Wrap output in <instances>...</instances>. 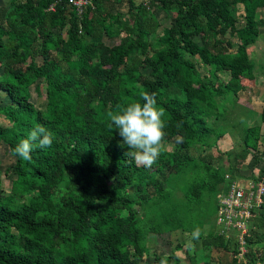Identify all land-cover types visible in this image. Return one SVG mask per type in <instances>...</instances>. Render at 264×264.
Returning <instances> with one entry per match:
<instances>
[{
    "label": "trees",
    "instance_id": "obj_1",
    "mask_svg": "<svg viewBox=\"0 0 264 264\" xmlns=\"http://www.w3.org/2000/svg\"><path fill=\"white\" fill-rule=\"evenodd\" d=\"M68 1L21 0L2 13L0 93L9 103L0 107V113L10 126H0V143L14 158L5 169L14 177L8 193L0 197V264H91L89 253L94 264H138L147 254L149 235L196 229L203 248L230 256L234 243L217 236L213 227L203 236L201 230L214 217L216 195L235 178L230 174L234 167H213L188 150L215 146L226 132L224 126L215 125L225 113L224 102L234 103L242 80H253V63L244 46L257 38L258 26L264 25V16L256 19L257 10H264V0L129 2L127 13L139 38L156 30L151 6L174 11L152 53L142 60L149 70L144 77L128 67L117 71L126 48L123 39L109 49L108 69L90 72L81 66L78 74L59 72L57 61L70 64L84 37L99 41L102 34L111 38L128 29L127 23L117 22V16L105 22L109 16L102 14L99 3L106 0L90 1L89 17L87 12L78 16L67 7ZM237 4L244 19L238 29L233 16ZM62 23L67 25L65 38L58 39L52 30ZM225 33L238 40L232 52ZM37 41L40 46L34 50ZM47 44L53 45L55 55L43 48ZM33 55L41 58L39 65L32 61ZM185 56L195 57L206 68L204 79ZM222 72L229 76L225 83L216 75ZM88 76L97 81L92 83ZM37 80L45 85L43 110L28 102V88ZM143 92L155 94L164 110L167 138L182 137L181 143L176 142V155L162 151L150 172L134 164L118 130L109 129L107 115L118 105L143 103ZM261 103L259 120L264 124V95ZM210 114L213 122L207 120ZM37 125L52 133V146L34 148L30 161L13 156L15 146ZM238 133L240 162L255 152L261 132L259 126H244ZM173 158L177 173L169 177L167 167ZM61 188L64 195L56 196ZM255 219L246 238L244 261L230 256L229 264H264V256L253 249L260 226ZM180 248L175 244L165 257L153 255V263L181 264L174 254ZM183 261L197 264L194 256L186 254Z\"/></svg>",
    "mask_w": 264,
    "mask_h": 264
},
{
    "label": "rangeland",
    "instance_id": "obj_2",
    "mask_svg": "<svg viewBox=\"0 0 264 264\" xmlns=\"http://www.w3.org/2000/svg\"><path fill=\"white\" fill-rule=\"evenodd\" d=\"M18 0H14L12 2L13 4L16 3ZM21 1V0H20ZM146 1V0H144ZM149 1V0H148ZM147 1V2H148ZM99 10L103 13H106L109 17L106 18L105 22H110L112 17L117 16V22L127 23L128 29L126 32L118 31L116 35H114L111 38L106 37L105 35H101L99 41H93L92 36H86L82 40V43L80 44V52L74 53L70 58V64H66L63 61H57V67L58 71H68L71 74H78L80 73V67H87L88 71L91 68L92 70H106L109 67V63L111 62V55L109 54V49L115 48L121 41V39L124 40V44L126 45L125 52L122 56V60L120 61V65L118 66L117 71L121 72L124 67L135 69L142 77L146 76L149 72L148 69H145L142 66V60L145 57L150 56L152 53V49L154 46V41L156 40L157 36L161 34V31L163 28H166L170 25L172 18L174 17V11L169 10L166 12H163L159 10L158 8H155L151 6L149 8V15L152 17V19L156 22V30L152 35L139 38L137 36V33L133 30L134 23L130 20V16L127 13L126 5H121V0H106L103 4L99 3ZM86 7L82 9V12L80 13V16L83 14H86L89 17L91 15L90 10H88ZM93 12L96 10H92ZM91 11V12H92ZM233 16L235 18V23H237V26L242 27L244 25V19H240L237 14L233 13ZM264 16V10H258L256 19H259L260 17ZM99 19H102L101 17ZM258 36L255 40H253L251 43H248L245 47V51L247 55L250 57L252 62H263L260 60L261 55L262 58L263 53L261 52L264 50V31L261 32V28H259ZM67 28L66 23H62V25H56L55 28H53V34L58 36V39H64L65 38V30ZM227 40H230V38H233L234 43H237L238 40L236 37L229 35L225 36ZM4 43L7 42L6 38L3 37L2 40ZM192 41L199 44L198 38H193ZM233 43V44H234ZM236 45V44H234ZM40 46L39 41H37L34 44V50L38 49ZM53 45L47 44L44 45L43 48L48 51L51 56L55 55L52 50ZM234 49H230V52H232ZM254 56L252 57V55ZM259 57V59L257 58ZM189 61H191L199 73L200 76H204L203 79L206 77V68L203 67L199 61L196 60L195 57H186ZM32 61L35 64H39L41 62V58L38 55H33ZM28 63V60H26L25 64ZM227 75L221 74L220 79L222 81H225L227 79ZM88 79L94 83L97 80L93 76H88ZM242 83L244 85L248 84L251 85V82L242 80ZM260 87H264V82H259ZM45 85L42 80H37L33 85H31L28 88L29 91V98L28 102L34 106L37 110H43L44 104H45ZM246 90L244 93H238L234 98V103L231 101L224 102V109L225 113L222 117H219L217 121L215 122L216 126L225 128V131H230L235 136L233 139V142L229 146V148L226 150V153L221 152L218 150L215 146L210 148H204L201 151L198 150H188V153L192 157L201 156L205 163L213 166V167H223L224 169L228 170L229 166L234 167L232 168L230 174L235 176L233 179L238 185L244 186L248 182V180L240 181L238 178L239 175V164L240 162L237 161L236 156H238L241 152V145L239 142H237V138L239 137L238 131L241 127H244L245 124H258L259 121L256 120V116H253L251 113H255V106L250 102V98L248 96V93ZM2 93H0V96ZM239 99H242L240 103L237 104V101ZM1 103V102H0ZM214 114V113H213ZM213 114H210V116L207 118L208 122H213ZM1 121L3 123H7L8 120L4 117L1 118ZM247 122H245V121ZM212 140V137L210 141ZM215 148V149H214ZM176 141L172 138L166 137V143L164 152H166L169 156L175 154L176 155ZM174 159V158H173ZM245 162V161H244ZM12 159L7 154V149L4 145H0V197L4 196L8 193L10 181L14 177L11 171L5 172V169H8L12 165ZM169 166L167 167L168 174H170L169 177H173L174 174L177 173L176 171V162L175 159L169 162ZM228 167V168H227ZM169 168V169H168ZM152 170L151 168H146V172H150ZM177 188V186L175 185ZM176 191V190H175ZM65 191L63 188L57 190L56 196L64 195ZM178 194V191L175 192ZM130 194V191H129ZM97 206V204H96ZM124 213V212H123ZM139 215V214H138ZM41 216V215H40ZM212 228L213 231H215L214 226V220L213 215L210 217L208 224L206 227L203 228V231L201 230L202 236L205 234L207 228ZM189 241H191V245H189ZM175 244H181V248L179 251H175L174 254L180 259V261H183V253L186 252L187 255L191 254H197L201 255V249H200V239H192V233H180V232H172L169 234H162L159 236L149 235L147 237L146 241V248H147V254L145 256H142L140 262L138 264H154L153 263V255L165 257L174 247ZM198 257V258H199ZM219 264H228V259H230V256L225 254V252L221 251V256H217L216 259H218ZM89 258L91 261V264H94L93 259V253H89ZM258 258V257H257ZM206 260V259H205ZM244 260V259H243ZM242 260V262H243ZM205 263V262H204ZM210 263V262H209Z\"/></svg>",
    "mask_w": 264,
    "mask_h": 264
},
{
    "label": "clouds",
    "instance_id": "obj_3",
    "mask_svg": "<svg viewBox=\"0 0 264 264\" xmlns=\"http://www.w3.org/2000/svg\"><path fill=\"white\" fill-rule=\"evenodd\" d=\"M143 103L133 102L117 106L116 112H109V129L118 130L123 144L130 151L128 155L137 167L151 168L159 159L165 148L167 133L164 110L157 104L155 94L141 93ZM181 143L182 137L177 136ZM53 143L52 133L44 126H35L27 138L22 139L12 150V155L21 160L30 161L34 148H48ZM199 229L192 233V239H198ZM191 245V241H189Z\"/></svg>",
    "mask_w": 264,
    "mask_h": 264
},
{
    "label": "crops",
    "instance_id": "obj_4",
    "mask_svg": "<svg viewBox=\"0 0 264 264\" xmlns=\"http://www.w3.org/2000/svg\"><path fill=\"white\" fill-rule=\"evenodd\" d=\"M19 1L20 0H18L17 2H19ZM147 1L148 0H146V1H144V0H121V5L122 6L126 5V10H127L129 2L133 3L134 5H138V4L146 5ZM12 2H14V0H0V23H2L1 19H2L3 11L7 10V8L13 4ZM234 13L237 14V16L240 19H243V10H242V6L240 4H237L235 6V12ZM234 27L236 29L240 28L239 26H237V23H234ZM259 28H261L260 29L261 32L264 31V25L260 26ZM258 32H259V29H258ZM229 35H230L229 33H225L223 36L224 39L227 40L225 36H229ZM194 38H198V37H194ZM230 40H231L230 43L233 46L232 49H234V47H235L234 44H237V43H234L233 38H230ZM261 52H264V50H262ZM253 56H254V54L252 55V57ZM263 56H264V53H263ZM257 58L259 59V57H257ZM260 60H262L263 62H259V61L256 63L254 61L252 62L253 63V69H252L253 80L250 81L251 85L248 86V84L244 85L243 83H241L243 85V88L241 91H238L236 93V95H237L240 92L244 93L245 90L247 91L245 93H248V96L250 98L249 103L254 104L255 110H256L255 113H251V114L253 116H256V120L259 122H260L259 115H260V111H261V107H262L261 100H262V97L264 95V87H260V84H259V82H264V57L262 58V55H261ZM39 64H36V65H39ZM221 74L227 75L226 77L228 79L229 78L228 73L222 72V73L216 74L218 79L222 83H225L227 81V79L225 81H222V79H220ZM241 100L242 99H239L237 101V104H242V103H240ZM0 102H1L0 107H3L4 105H7L9 103L8 99L3 94L0 96ZM0 117L3 118V115L1 113H0ZM245 122H247V121H245ZM0 126L8 127V126H10V124L8 122L3 123L0 119ZM250 126H259L261 133H260V137L258 139L257 148H256L255 152H251L252 154H254L256 156V159H254L253 155L250 153L242 161H240V164L238 166L239 167L238 178L240 179V181H243V180L253 181L254 179L258 180L260 177L264 176V124H261V123L245 124V127H250ZM234 137L235 136L232 134V132L226 131L215 142V147L218 150H220V153L221 152L226 153L227 152L226 150L229 148V146L233 142ZM237 142L240 143L239 137L237 138ZM0 145H3V144L0 143ZM5 148L7 149L8 156L12 159V162H14V158L12 156H10L8 153V151H9L8 148L6 146H5ZM255 221H257V223L260 224V226L258 227L259 229L257 230L258 231V233H257L258 234V240L254 243L253 249H255V251H257L260 255L264 256V198H263V204H262L260 210L256 214ZM200 246H201V244H200ZM200 249H201L200 257L197 254H191L188 256H194L197 260V264H219L218 260H220L219 259L220 257H218V259H216V257L218 255L221 256V252L216 251L212 248L206 249V248H203L202 246L200 247ZM185 254H186V252L183 253V259H184ZM225 254H227V253H225ZM228 261H229L228 262V264H229L230 259H228ZM181 264H185V261H181Z\"/></svg>",
    "mask_w": 264,
    "mask_h": 264
},
{
    "label": "built area",
    "instance_id": "obj_5",
    "mask_svg": "<svg viewBox=\"0 0 264 264\" xmlns=\"http://www.w3.org/2000/svg\"><path fill=\"white\" fill-rule=\"evenodd\" d=\"M92 0H70V7L79 16L84 7ZM52 10V5L48 7ZM228 179V175L224 176ZM244 186L231 180L225 192L216 195V211L214 213L215 234L223 240L234 243L235 252L232 258L242 262L246 254V238L252 229V219L261 208L264 195V176L258 180L247 181ZM244 261V260H243Z\"/></svg>",
    "mask_w": 264,
    "mask_h": 264
}]
</instances>
